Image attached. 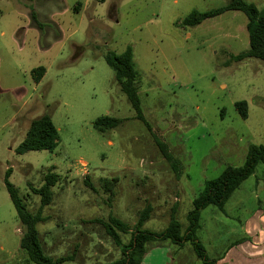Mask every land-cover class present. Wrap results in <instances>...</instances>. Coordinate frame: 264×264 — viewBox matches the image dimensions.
<instances>
[{"label": "rangeland", "instance_id": "1", "mask_svg": "<svg viewBox=\"0 0 264 264\" xmlns=\"http://www.w3.org/2000/svg\"><path fill=\"white\" fill-rule=\"evenodd\" d=\"M264 11V0H245ZM230 0H0V264H33L20 248L25 227L5 186L6 173L29 212L41 207L40 188L52 171L60 181L41 245L71 264L109 263L121 250L99 219L132 229L152 207L144 230L161 233L177 207L185 231L193 201L206 182L245 164L251 145L264 146V60L231 57L249 49L248 18L228 11L199 26L182 23L192 12L226 7ZM35 13L37 21L32 17ZM134 54L138 95L151 127L136 119L106 55ZM46 70L36 81V69ZM247 103V118L236 104ZM49 115L59 132L53 152L18 154L34 120ZM123 120L100 133L97 119ZM161 138L177 159L178 176L156 145ZM103 179H118L112 193ZM197 239L215 264H264V165L221 210L201 213ZM124 242L129 236H123ZM3 248V249H1ZM149 261L205 264L191 243L149 246Z\"/></svg>", "mask_w": 264, "mask_h": 264}, {"label": "trees", "instance_id": "2", "mask_svg": "<svg viewBox=\"0 0 264 264\" xmlns=\"http://www.w3.org/2000/svg\"><path fill=\"white\" fill-rule=\"evenodd\" d=\"M105 3L107 0H97ZM228 11H239L248 18L247 30L249 33V49L237 56H232V62H243L249 58L264 60V11L260 12L253 4L245 0H230L226 7L218 8L208 12H192L185 18L182 25L186 27H196L208 19L218 17ZM32 17L37 21L35 13ZM108 65L114 70L117 82L120 85L122 93L127 97L132 109L136 114V119L142 121L150 131L151 127L146 121L141 108V102L138 95V74L134 66V54L131 47L120 54L109 53L106 55ZM36 73V81L39 82L46 73L45 68L40 67L34 71ZM236 107L240 114L247 118V103L239 102ZM123 120L102 117L96 120L94 127L100 133L118 128ZM59 132L55 127L52 118L45 115L32 122L24 142L18 147V154H26L29 152L50 151L53 152L59 145ZM156 145L161 154L166 159L172 170L181 175L182 166L180 162L174 158L168 145L159 137L154 136ZM259 164L264 165V146L251 145L247 154L246 162L241 167H228L218 178L208 181L203 191L193 201V209L188 214V226L182 231V226L178 222L176 214L177 207L172 210V215L168 228L161 233H153L144 230L146 222L150 219L152 207L148 206L139 214L136 225L131 229L130 226L119 219L110 217L108 222L95 220L105 229V233L114 244L121 250V258L109 263L96 262L94 264H142L145 256L149 252L151 244L162 245L170 241L180 247L191 243L195 249L198 259L205 264H215L210 261L205 253V249L201 242L197 239V232L201 225V213L210 205H215L221 210L224 209L226 203L230 200L234 192L251 176L255 174ZM12 169H8L6 173L5 186L10 195V199L16 209L17 216L23 226L25 232L21 238L20 248L28 257L29 262L33 264H71L75 261V253L63 256L57 259L47 256L40 242L37 225L46 219L42 216L43 209L51 205L53 201V188L60 181L59 175L49 171L44 176V184L40 188L31 187L34 195L40 196L41 207L36 214L28 211L23 200L20 198L19 192L9 181ZM118 179H103L101 181L102 188L106 192L112 193ZM123 236H129V240L124 242Z\"/></svg>", "mask_w": 264, "mask_h": 264}, {"label": "crops", "instance_id": "3", "mask_svg": "<svg viewBox=\"0 0 264 264\" xmlns=\"http://www.w3.org/2000/svg\"><path fill=\"white\" fill-rule=\"evenodd\" d=\"M1 249H3V248H1ZM147 256H148V254L145 256V258H144L142 264H153V263H151V262L149 261V259H148L149 257H147ZM163 264H171V263L167 260L166 257H164V262H163Z\"/></svg>", "mask_w": 264, "mask_h": 264}]
</instances>
